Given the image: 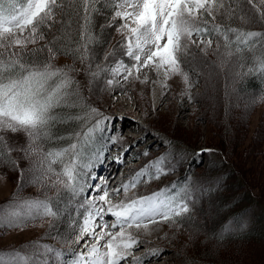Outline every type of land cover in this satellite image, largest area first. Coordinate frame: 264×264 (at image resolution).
Wrapping results in <instances>:
<instances>
[{
  "label": "snow or ice",
  "instance_id": "6c2138e0",
  "mask_svg": "<svg viewBox=\"0 0 264 264\" xmlns=\"http://www.w3.org/2000/svg\"><path fill=\"white\" fill-rule=\"evenodd\" d=\"M107 2L112 6L107 27H115L121 40L105 53L102 64L97 62L92 34V28L97 27L92 25V18L98 13L100 0H76L73 5L78 16L82 10L83 43L69 49L68 54L81 63L87 62L92 80L107 74L106 82L111 87L119 83L118 77L128 82L134 73L152 67L162 72L165 79L180 76L186 88H191L194 81L190 74L199 77L207 73L211 78L216 69L231 74L232 68L244 69L249 61L247 71L235 72V78L256 76L264 80V32L245 30L264 25V0ZM65 8L63 0H0V165L18 172V190L35 184L44 192L55 191L54 196L45 195L42 199L17 198L18 194H14L10 202L0 206V229L23 228L30 222L47 220L49 234L55 232L53 238L59 243L80 246L83 242L87 251L77 253L71 248L57 249L33 242L27 250H0V264H121L128 257H132V264H143V257L133 256V250L145 243L138 235L140 229L147 230L159 221L182 223L197 195L211 196L220 190L221 178L209 179L199 186L173 182L149 195L129 197V189L139 183L147 184L175 170L177 158L165 152L134 170L127 182L122 181L111 192L103 177L99 178L101 183L89 184V179H97L92 169L101 157V152L89 150L97 133L110 128L115 130L108 137L110 143L123 140L113 123L119 118L104 115L95 107L84 116L75 117L82 123L81 130L74 133V142L55 150L45 148V142L52 138L51 125L57 119L53 110L70 102V73L75 71L71 66L57 67L53 63L63 50L62 37L53 31L63 26L62 18L57 19V10L62 17ZM98 27L102 30L104 25ZM209 50L216 56L215 61L207 59ZM119 56L132 63L118 59ZM258 99L264 100V96L254 94L248 104H255ZM18 133H23L26 140L14 135ZM211 151L201 149L195 155ZM142 154L147 157L148 151ZM116 159L122 162L120 157ZM22 161L27 162V167ZM57 164L59 169L54 167ZM85 192L88 195L79 199ZM121 192L123 198L113 203L112 197H119ZM65 194H70L67 200ZM108 216L114 220L109 222ZM62 218H71L70 231L64 235L62 228H57ZM230 229L231 225H225L221 237ZM86 236L94 241L90 246ZM191 242L195 247L194 238ZM150 254L160 253L153 249ZM188 264L196 261L188 258Z\"/></svg>",
  "mask_w": 264,
  "mask_h": 264
},
{
  "label": "rangeland",
  "instance_id": "374dc122",
  "mask_svg": "<svg viewBox=\"0 0 264 264\" xmlns=\"http://www.w3.org/2000/svg\"><path fill=\"white\" fill-rule=\"evenodd\" d=\"M71 1L63 0V3L66 5ZM98 15L102 18L99 25H104L103 30L109 31L106 42L99 52L97 51V62L102 64L103 56L118 45L121 35L115 31V27H107L110 13L106 16L102 13ZM61 18L63 20L64 15L61 17L60 11L57 10V19ZM83 23L82 14L79 21V45L83 43L80 38ZM261 26L264 25L256 24L252 28H262ZM53 31L57 35L62 33L60 29ZM39 46L38 44L35 47ZM117 51H120L118 47ZM119 57L121 58H117L132 63L126 57ZM207 59L216 60L211 50ZM53 63L57 67L68 65L75 69L70 73L73 83L68 91L71 93L70 98H79L82 104L86 105L84 115L89 108L95 107L104 115L119 118L114 119L113 123L116 130L122 133L123 140L113 145L108 141V137L113 135L115 130L109 128L99 132L100 145L91 149L101 152L100 159L95 161V167L92 169V174L97 179H89V184H98L97 180L102 177L103 171L105 174L111 171L108 175L113 177L107 184L111 192L119 187L122 181L127 182L134 170L140 169L149 160L165 152L177 158L175 170L147 184L139 183L136 188L129 189V197L135 199L149 195L165 188L166 185L171 186L173 182L178 185H197L201 181L198 176L206 181L213 179L216 173L213 171L220 168L222 172L217 175L227 177L225 181H221L219 191L207 196L206 203L202 205V214L192 213L190 217L195 219L196 223L173 225L168 221H159L147 230L141 228L138 235L145 243L133 250V256L143 257V264H180L190 257L194 260L207 258L216 264H264L263 221L253 223L262 233L253 238L223 240L217 236V232L225 225H231V229L236 226L245 227L249 226L252 220L251 214H248L239 223L226 222L221 226V219L226 212L232 213L244 206H251L252 209H257L255 213L264 215L261 213V210H264V100L258 99L255 104H248L249 97L264 94L241 87L245 77L236 79L234 73L245 71V68L234 67L231 74L216 69L211 78L207 73L199 77L190 74L194 85L186 88L180 76L163 78L161 82L156 83L151 67H147L142 68L139 73H134L128 82L118 77L119 83L109 87L106 82L107 74L92 80L87 62L81 63L79 59L68 58L61 52ZM136 76H139V79H136ZM155 89L157 93H154ZM154 94L158 95L156 101ZM189 96L192 99H189ZM14 135L26 140L23 133ZM117 138H120L119 134ZM129 145L131 147H128ZM125 147H128L126 153L123 152ZM208 148H215L219 153L205 152L202 156L195 155L199 150ZM145 150L148 151L147 157L142 154ZM117 157H120L122 162H117ZM22 165L27 167V162L22 161ZM205 167L208 171L202 174L206 172ZM17 176L18 172L0 165V206L10 202L14 194H18L17 198L24 199H37L41 198L37 196L55 194L54 190L44 192L35 184H26L18 190ZM179 178L182 179L177 181ZM87 195V192L83 193L82 199ZM238 195L240 197L236 198ZM123 196L124 193L121 192L119 197H112L113 203ZM228 201L230 206L227 207ZM193 210L191 208L190 212ZM74 216L73 213L72 217ZM106 219L111 222L114 217L108 216ZM64 221L61 220L57 225V228H62V235L70 231L71 221ZM49 233L47 220L30 222L23 228L0 229V250H27L33 242H39L48 243L57 249L71 248L77 253L87 251V248L82 246L83 242L80 246L61 244L53 238L55 232ZM192 238L195 239V247L191 242ZM85 240L89 246L94 243L90 238ZM153 249L160 254L152 256L150 253ZM121 264H132V257L121 261Z\"/></svg>",
  "mask_w": 264,
  "mask_h": 264
},
{
  "label": "trees",
  "instance_id": "16d2710c",
  "mask_svg": "<svg viewBox=\"0 0 264 264\" xmlns=\"http://www.w3.org/2000/svg\"><path fill=\"white\" fill-rule=\"evenodd\" d=\"M75 2H76V0H72L71 3L68 2L65 5L66 8H65V11L63 13V15H64L63 26L59 28L60 32H62L59 35L63 39V45H62L63 50L61 52L63 54H65L66 56H68V58H71V59H74V57L71 54H68V50L73 49L79 45V39H78L79 38L78 37L79 36V21H80L81 16H82V10L80 11V15L79 16L77 15L76 9L73 7ZM97 8H98V13H102L104 16H106L107 13L112 12V6L107 2V0H100V4L97 5ZM98 13L94 14V16L92 18V25L97 26V27L92 28V34L94 35L95 41H96L93 45L95 47V50H96V55H98L99 49L102 48V45L106 42L108 35H109L108 29H104L105 30L104 31L103 29L101 30V28H98L99 23L102 19L101 16L98 15ZM232 26H237V25L232 24ZM261 27L262 28H250V29L246 28L245 30L264 32V26H261ZM257 40L260 41L261 38L258 37ZM118 58H121V57H118ZM250 66H251V61H249L247 64V67H250ZM247 67H245V71H247ZM241 87L248 90V91H252V92L255 91L257 93L264 94V80L258 79L256 76H246L245 79L241 82ZM85 106L86 105L82 104V101L79 98L72 97V98H70L69 103L61 104L60 107H57L53 110L57 119L52 123L51 128H50L52 138L47 140L44 144L46 149L55 150L58 148L67 147L69 143L74 142V140H75L74 133L81 130V123H82L81 120L76 119L75 117L84 115L83 113L85 110ZM100 138H101L100 134L97 133L96 142L90 146V150L94 146L100 145L99 144ZM208 149H211L212 150L211 152L219 153L218 152L219 150H216L215 148L214 149L208 148ZM225 155H226V153L224 155H222V157H224ZM54 167L59 169L60 165L57 164V165H54ZM228 169L232 170V168H228ZM205 170H206V172L202 173V174L207 173V171H208L207 167H205ZM213 172H216L214 174L213 179L216 177H220L221 181H225V179L227 178V177H224L222 175H217V173L220 174V172H222L221 168L219 170H216ZM181 179L182 178H179V179H177V181L181 180ZM198 179H199V181L201 180L202 182L200 181L197 185H194V186H199L200 184H202L203 182L206 181V180L201 179L199 176H198ZM198 179L196 178V180H198ZM69 195L70 194H65L64 200H67ZM37 197H41L39 199L44 198L42 196H37ZM238 197H240V195H238L236 198H238ZM207 198H208L207 195H205L203 197L197 195V198L195 200L194 205L190 206L194 210L192 212H190L189 214L185 215L182 223H188V222L196 223L195 219H193L190 216L192 215V213H196L198 215L202 214V205L206 203ZM79 199H82V195L79 197ZM229 202L230 201L227 202L228 203L227 207L230 206ZM61 206L64 207V201H61ZM71 207H74V205ZM71 207L69 208V211H71ZM256 210H257L256 208L252 209L251 206H248V207L244 206L238 211H234L232 213L226 212L225 215L223 216L224 219L223 218L221 219V222H220L221 226H223L226 222L239 223L248 214H251L252 218L251 217L250 218L252 220H251L249 226L248 225L245 227L236 226L235 228L230 229V232L223 234L222 237H221V231L220 232L218 231L217 236L219 237V239L224 240V239H230V238H253V237L259 236V234H262L260 232V229H257L253 226V223L254 222L258 223L257 222L258 220L261 222L262 221L264 222V215L257 214V212L255 213ZM226 211H227V209H226ZM73 213L75 215L74 211H72V214ZM253 213H255V214L253 215ZM261 213H264V210H261ZM61 220H65L69 223L71 221V218H62ZM168 222H170V221H168ZM46 244H48V243H46ZM191 259L194 260V258H191ZM195 261H196V264H216L213 261H210L209 259L203 258V257H202V260L201 259H199V260L195 259ZM180 264H188V260H184Z\"/></svg>",
  "mask_w": 264,
  "mask_h": 264
},
{
  "label": "bare ground",
  "instance_id": "6f19581e",
  "mask_svg": "<svg viewBox=\"0 0 264 264\" xmlns=\"http://www.w3.org/2000/svg\"><path fill=\"white\" fill-rule=\"evenodd\" d=\"M151 69H152V72H153V74H154V79H155V82L156 83H159V82H161L162 80H163V78H164V76H163V73L162 72H160V73H158L156 70H154V68H152L151 67ZM158 91V90H157ZM154 93H157L156 92V89L154 90ZM157 98H158V95L157 94H154V100L156 101L157 100ZM218 109V108H217ZM215 110V109H214ZM169 149V148H168ZM149 159V158H148ZM106 169V168H105ZM105 173V172H104ZM109 173H111V171H109L107 174H109ZM103 178H104V176H102ZM112 177L113 176H111L110 178H109V181L112 179ZM97 231H99V228H97L96 229ZM85 239H89L87 236L85 237Z\"/></svg>",
  "mask_w": 264,
  "mask_h": 264
}]
</instances>
